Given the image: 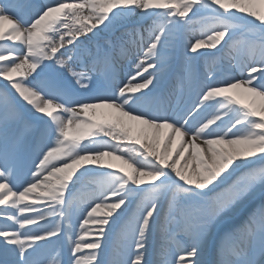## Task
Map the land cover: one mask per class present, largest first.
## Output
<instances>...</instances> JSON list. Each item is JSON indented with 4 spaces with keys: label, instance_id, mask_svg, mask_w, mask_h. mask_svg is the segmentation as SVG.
<instances>
[{
    "label": "snow or ice",
    "instance_id": "obj_1",
    "mask_svg": "<svg viewBox=\"0 0 264 264\" xmlns=\"http://www.w3.org/2000/svg\"><path fill=\"white\" fill-rule=\"evenodd\" d=\"M0 264H264V0H0Z\"/></svg>",
    "mask_w": 264,
    "mask_h": 264
}]
</instances>
